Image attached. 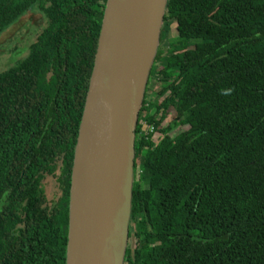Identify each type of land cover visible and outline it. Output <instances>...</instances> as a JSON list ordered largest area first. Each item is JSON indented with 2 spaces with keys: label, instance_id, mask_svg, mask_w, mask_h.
I'll return each instance as SVG.
<instances>
[{
  "label": "trees",
  "instance_id": "16d2710c",
  "mask_svg": "<svg viewBox=\"0 0 264 264\" xmlns=\"http://www.w3.org/2000/svg\"><path fill=\"white\" fill-rule=\"evenodd\" d=\"M104 3L0 0V36L30 16L23 41H0V264H63ZM46 177L60 193L49 203ZM129 238L123 264H264V0H167L135 127Z\"/></svg>",
  "mask_w": 264,
  "mask_h": 264
},
{
  "label": "water",
  "instance_id": "95a60500",
  "mask_svg": "<svg viewBox=\"0 0 264 264\" xmlns=\"http://www.w3.org/2000/svg\"><path fill=\"white\" fill-rule=\"evenodd\" d=\"M167 0H105L73 148L63 264H123L134 136Z\"/></svg>",
  "mask_w": 264,
  "mask_h": 264
},
{
  "label": "rangeland",
  "instance_id": "374dc122",
  "mask_svg": "<svg viewBox=\"0 0 264 264\" xmlns=\"http://www.w3.org/2000/svg\"><path fill=\"white\" fill-rule=\"evenodd\" d=\"M30 19V16H24L23 18H21L15 25H13L6 33H4V34H2L1 36H0V41L3 39H5L6 38V36L7 37H11V35L13 34V33H16L17 34V39H19V40H21V41H23V39L22 38H20V34H19V27H21V26H23V24L25 23V21L26 20H29ZM33 21H35V18H32L31 20H30V23H32ZM21 29H22V27H21ZM36 29L37 30H39V27H36ZM24 31V30H23ZM22 36V35H21ZM164 37L163 38H165V42H166V40L168 39V38H171V36H172V29H171V27H170V29L169 30H166L165 31V33H164V35H163ZM32 40H33V38H32ZM164 42V43H165ZM12 43V42H11ZM167 44V43H166ZM8 50L9 49H12L13 48V46L12 45H8ZM26 54V52H23L22 54H21V56H24ZM7 59H8V56H7V54L6 53H2V54H0V71L1 70H4L6 67L5 66H8V65H10V63H7ZM148 97H149V99L152 97V93L151 92H149L148 93ZM174 115H173V112L172 111H170V117H169V120L173 117ZM177 129H179V128H174V132H176L177 131ZM154 140V139H153ZM43 183V190H44V194H45V198H46V202L47 203H49V202H51V201H55L58 197H59V195H60V193H59V189H58V186H57V183H56V181H55V179H54V177H46L45 179H44V181L42 182ZM131 244H130V241L129 240H127V246H130Z\"/></svg>",
  "mask_w": 264,
  "mask_h": 264
}]
</instances>
